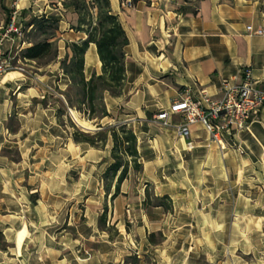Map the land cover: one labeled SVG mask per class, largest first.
<instances>
[{
	"label": "crops",
	"instance_id": "1",
	"mask_svg": "<svg viewBox=\"0 0 264 264\" xmlns=\"http://www.w3.org/2000/svg\"><path fill=\"white\" fill-rule=\"evenodd\" d=\"M110 1L112 12L129 38L125 48L126 81L121 96L106 94L111 116L100 119V123L110 126L116 120L123 121L137 134L143 164L137 177L143 179L144 187L141 202L132 206L143 211L139 215L146 228L155 223V214L142 205L147 183L155 187L154 196H170L174 215L178 216L186 187L177 180L193 178L202 186L204 177H210L213 183L214 174L225 173L227 155L228 160L241 164L239 170L250 169L258 161L252 152L255 145L264 143V110L246 129L225 135L221 145L211 140L202 125H193V150L187 148L186 140L178 133V116L173 117L169 127L156 121L155 116L186 95L194 100L206 94L220 96L223 82L240 83L245 68L252 70L257 86L264 90V35L247 29L264 28V0H141L132 8H126L122 0ZM62 2L0 0V31L15 9L23 29L25 15L59 20V54L47 65L38 67L35 61L22 58V51L31 46L25 38H8L3 46L5 51L18 52L28 70L0 77V234L9 244L6 250L0 248V259L17 257L35 224L50 226L52 212L58 216L57 221L62 220L60 214L68 201L78 203L80 198H86L89 204L103 172L113 162L111 139L104 149L75 142L74 128L59 121L60 105L49 101L54 97L67 104L65 96L58 92L65 91L71 83L61 68V60L67 53V43L87 38L85 32L73 28L78 24V14L64 8ZM189 6L196 14L181 11ZM25 29L27 33L30 27ZM101 66L96 45L90 43L85 53L86 77L94 72L100 74ZM236 147L244 151L240 157ZM132 174L135 173L130 171L129 176ZM76 176L78 181L72 183ZM177 187H181V194ZM133 191L121 188L129 201ZM96 234L97 222L91 221L89 230L78 232L73 240L91 239Z\"/></svg>",
	"mask_w": 264,
	"mask_h": 264
},
{
	"label": "rangeland",
	"instance_id": "2",
	"mask_svg": "<svg viewBox=\"0 0 264 264\" xmlns=\"http://www.w3.org/2000/svg\"><path fill=\"white\" fill-rule=\"evenodd\" d=\"M49 101H57L61 106L58 98ZM63 119L62 125L91 133L101 124L100 119L89 120L75 108H68ZM78 120L85 121L87 126H81ZM120 124L126 123L116 120L113 125ZM235 149L237 156L243 155V150ZM252 155L258 161L246 170H239L241 164L228 160L227 155L226 171L214 174L213 183L210 177H204L202 186L193 178L177 180L186 187L182 190L184 197L178 206V216L174 215L173 201L169 211L164 207L155 210L143 201V209L155 214V223L146 228L141 225L139 215L143 211L132 206L141 202L143 179L138 180L133 172L122 184V190H134L132 201L128 200V194L114 198V190L106 193L100 179L99 189L89 204L86 198H80L82 201L78 203L68 201L60 214L62 220L57 221L58 216L52 212L50 226L35 224L23 248L19 247L17 257H2L0 261L6 264H264V143L255 145ZM77 179L72 177V183ZM146 185L155 200V187ZM177 188L181 194V187ZM105 210L107 222L101 225L99 218ZM91 221L97 222V234L75 242L73 237L78 232L86 233ZM8 246L0 234V248L6 250Z\"/></svg>",
	"mask_w": 264,
	"mask_h": 264
},
{
	"label": "trees",
	"instance_id": "3",
	"mask_svg": "<svg viewBox=\"0 0 264 264\" xmlns=\"http://www.w3.org/2000/svg\"><path fill=\"white\" fill-rule=\"evenodd\" d=\"M125 0H122L124 3ZM141 0H131L133 6ZM64 8L71 9L79 16L78 24L73 26L78 31L85 32L87 38L81 42L67 43V53L61 60L63 72L69 76L71 83L65 91L67 104L61 99L58 110L59 121L65 124L64 116L68 115V108H75L87 119H103L111 116L105 102L106 94L113 97L122 95L126 81V51L129 44L128 35L119 19L112 12L110 0H63ZM183 13L196 12L192 7H183ZM8 14L7 22L10 20ZM24 24L30 30L24 35L31 46L22 51V58L35 61L37 66L47 65L57 59L59 49L57 45L59 20L52 17L31 16ZM90 43L96 45L99 59L102 63L101 73L94 72L90 78L85 75V53ZM43 103H47L46 100ZM70 119V118H69ZM94 133L83 131L75 126L73 139L77 143H88L93 147L104 149L111 139V157L113 162L103 172V181L106 193L113 192L116 198L121 194V185L129 177L130 171L140 173L143 164L140 161L138 138L134 129L128 124L118 126L98 125ZM151 198L150 190L146 189L145 205L164 207L166 211L172 209L170 196H154ZM99 222L105 225L107 212L100 216Z\"/></svg>",
	"mask_w": 264,
	"mask_h": 264
},
{
	"label": "built area",
	"instance_id": "4",
	"mask_svg": "<svg viewBox=\"0 0 264 264\" xmlns=\"http://www.w3.org/2000/svg\"><path fill=\"white\" fill-rule=\"evenodd\" d=\"M123 5L126 8L133 7L131 0H125ZM17 18L18 11L15 9L8 24L0 31V77L11 71L27 72L19 60L18 52L3 49L8 38H24V29L18 24ZM247 29L250 33L264 35L262 27L248 26ZM241 73L243 77L240 83L223 82L220 96L206 94L197 100L189 95L183 96L174 100L169 108L158 112L155 120L169 127L173 117L178 116L180 121L176 128L179 135L186 140L189 150L196 147L191 138V127L196 124L202 125L211 140L221 145L225 135L246 129L250 121L264 110V90L257 86L252 70L245 68Z\"/></svg>",
	"mask_w": 264,
	"mask_h": 264
},
{
	"label": "bare ground",
	"instance_id": "5",
	"mask_svg": "<svg viewBox=\"0 0 264 264\" xmlns=\"http://www.w3.org/2000/svg\"><path fill=\"white\" fill-rule=\"evenodd\" d=\"M78 122H79L78 124H80L81 126H87V124H88V123H86L85 121H79V120H78Z\"/></svg>",
	"mask_w": 264,
	"mask_h": 264
},
{
	"label": "water",
	"instance_id": "6",
	"mask_svg": "<svg viewBox=\"0 0 264 264\" xmlns=\"http://www.w3.org/2000/svg\"><path fill=\"white\" fill-rule=\"evenodd\" d=\"M70 112L72 113V115L74 116V114H73V111L72 110H70ZM75 117V116H74ZM85 129H88V128H85ZM90 130V129H89Z\"/></svg>",
	"mask_w": 264,
	"mask_h": 264
}]
</instances>
